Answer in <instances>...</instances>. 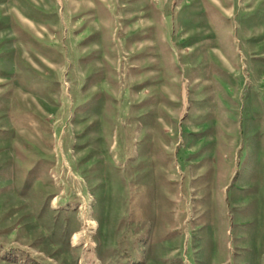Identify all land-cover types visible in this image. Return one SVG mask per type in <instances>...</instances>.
Masks as SVG:
<instances>
[{"label":"rangeland","instance_id":"1","mask_svg":"<svg viewBox=\"0 0 264 264\" xmlns=\"http://www.w3.org/2000/svg\"><path fill=\"white\" fill-rule=\"evenodd\" d=\"M25 254L264 264V0H0V264Z\"/></svg>","mask_w":264,"mask_h":264},{"label":"trees","instance_id":"2","mask_svg":"<svg viewBox=\"0 0 264 264\" xmlns=\"http://www.w3.org/2000/svg\"><path fill=\"white\" fill-rule=\"evenodd\" d=\"M2 251H3V250H2ZM14 253H15L14 250H11V251L9 252V254H10L11 256H13V257L17 256V255L14 254ZM23 262H24V264H39L38 261L34 260V259H33L30 255H28V254H25V255L23 256Z\"/></svg>","mask_w":264,"mask_h":264}]
</instances>
